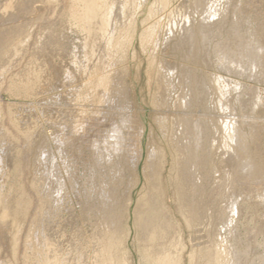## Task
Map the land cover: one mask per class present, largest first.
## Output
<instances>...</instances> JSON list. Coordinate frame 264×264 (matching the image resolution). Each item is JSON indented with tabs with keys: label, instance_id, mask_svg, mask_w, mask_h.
Returning a JSON list of instances; mask_svg holds the SVG:
<instances>
[{
	"label": "rangeland",
	"instance_id": "obj_1",
	"mask_svg": "<svg viewBox=\"0 0 264 264\" xmlns=\"http://www.w3.org/2000/svg\"><path fill=\"white\" fill-rule=\"evenodd\" d=\"M72 1L31 0V4L30 0H0V39L3 37L7 41V46L0 51V131H3V135L0 133V264H43L41 233L31 225L23 195L35 192L36 169L50 154L56 157L58 164L64 162L74 176L66 181L64 199L59 204L63 209L58 211L47 230L50 242L57 249L55 264H67L63 260L68 256L73 264H77L81 255L87 264H113L110 242L106 238L109 233L105 214L109 207L115 206L124 211L114 253L120 264H228L229 258L217 248L218 243L239 252H249L250 262L264 264V233L253 231L257 217L263 216L262 207L246 202L243 210L231 215L228 228L219 217L228 206L229 188L225 180L231 173L224 166L228 155L223 145L226 134L221 126L224 116L235 118L234 130L245 137L238 148L233 146L232 153L240 163L250 159L260 172L248 188L257 194L264 192V130L254 140L251 127L241 123L243 118L251 117L264 126V104L253 110H243L240 102L241 98L247 97L246 89L251 86H257L263 94L264 83L249 80L242 73L223 71L219 64L221 57L214 50L218 43L226 41L229 31L237 28L241 33L247 31L248 22L264 42V0H147L142 9L140 0H128L130 4L126 16H121L117 44L113 49L101 39L96 20L89 15H83L85 19L82 16L83 20H79L83 12ZM7 3H13L17 8L5 10ZM210 6L216 11L210 22L212 32L207 44L204 46L196 40L189 53L183 48L174 50L172 45L178 40L184 17L192 15L195 19L192 28L196 31ZM103 12L101 10L100 14ZM135 16L131 26L130 21ZM237 22H241V26ZM85 35L88 60H82L81 43ZM164 43H167L166 48ZM201 55H206L208 65L202 62ZM67 62L76 66L70 70L71 82L62 88L56 87V81H63V74L68 70L56 78L51 69ZM84 63L91 72L103 64L110 66L108 71L112 80L107 93L95 90L87 83V76L78 70ZM168 66L173 73H168ZM198 77L206 82L209 92L206 101L199 100L195 91L194 97L188 95V88L193 87ZM218 79L226 84L224 96ZM59 94H63L67 103L58 99ZM186 95L190 98L188 107L185 106ZM221 103L227 106L225 113L220 109ZM56 106L60 110L53 116L49 109ZM108 106L112 107L109 116L113 115L118 124L120 118L130 113L131 117L136 116L141 127V153L135 168L129 156L94 152L74 135L73 126H77L79 116L91 118L100 107L106 109ZM184 116L194 119L193 122L202 119L209 130L207 141L211 149L207 150L206 161L196 172L200 178L197 189L183 186L181 182L184 173L193 171L188 169L183 156L184 130L180 120ZM23 127L27 131L22 130ZM14 134L20 135L19 138L11 137ZM57 146L62 148L64 155L56 150ZM153 150L160 159L155 178L147 169ZM6 154L10 155L11 165L5 164ZM95 156L104 159L103 169L109 179V182L103 181L108 205L104 207L96 202V207L84 211L81 209L83 204H78L74 194L81 192L82 196L94 186L88 183V170L96 167ZM98 180L96 177L95 183ZM211 191L216 195L212 202L209 200ZM155 192L158 194L157 202L154 200L152 206L153 221L163 219L170 228L161 241L144 239L136 220L138 209L148 204L151 208ZM194 202L200 207L197 222L189 220ZM237 202L240 203V198ZM66 208L76 221L81 222L80 234L72 244L66 237L69 229L64 226L68 218ZM207 248L210 252L214 250L209 257L206 256ZM159 254L162 255L160 260L157 259Z\"/></svg>",
	"mask_w": 264,
	"mask_h": 264
},
{
	"label": "bare ground",
	"instance_id": "obj_2",
	"mask_svg": "<svg viewBox=\"0 0 264 264\" xmlns=\"http://www.w3.org/2000/svg\"><path fill=\"white\" fill-rule=\"evenodd\" d=\"M74 1L79 6L80 10H82L81 12H83L80 15V17H78L80 18L79 20H83L82 19L83 15H89L93 18V20H96V25L98 26L97 29L100 30L101 32V39L105 42V44L108 47L111 46V48L113 49L117 44L116 35H117L118 29L120 28L119 25L121 23V16H126L125 14H126V11L128 10L127 6H129L130 1L128 0H109V1L108 0H90V1L74 0ZM146 2L147 0H140L139 5L141 9H142V4L145 5ZM30 3H31V0H30ZM14 7L17 8V6L13 3L5 4V10L14 9ZM101 10L104 11L103 14H100ZM215 11H214V8L211 6L207 9L205 13V17L202 19L200 24H198L196 31L192 28L194 26L195 19L191 17L192 15L185 16L183 25L180 28V31L178 32V36H177L178 40L176 41L174 45H172L173 49L180 50L181 48H183L185 49V52L189 53L192 51V47L196 40L198 42H203L205 46L208 42V37L211 35V32H212V24L210 22L212 18L215 16ZM0 13L2 12L0 11ZM29 15L30 14H28V16ZM77 16H78V13H77ZM99 16L102 17L101 20L99 19ZM136 16L133 20L130 21L131 26L134 24ZM76 21L78 22V20ZM237 23H239V25L241 24V22H237ZM91 24H92V21H91ZM247 25H248V29L244 33H241V30L238 31L239 28L237 27H236L237 29L235 30L233 29L229 31L226 36L227 37L226 41L218 43L214 47V50L216 54H219L221 57L219 64H220V68L223 71H228V72L234 71V73L236 74L242 73L245 76H247L249 80H253L254 82L258 84L259 83L262 84L264 83V42L261 40L260 33L258 35L257 30L254 29L251 23L248 22ZM14 31L16 30L14 29ZM152 32L153 30H151V36H153ZM131 35H132V32H131ZM86 37L87 36L85 35L81 43V48L84 51V54H83L84 56L82 60H88L87 59L88 58L87 57L88 42L86 43L85 41ZM6 46H7V41L3 39L2 37L0 39V51ZM163 47L166 48L167 43H164ZM94 49H95V46H94ZM94 49H93V53H94ZM201 60L203 63H205V65H208L209 61H207L206 55H203V56L201 55ZM47 63H50V62H47ZM70 63L67 62V63L61 64V67H57V68L53 67V69H51L52 70L51 72L56 78L59 77L61 74H63L65 69L68 70L67 74L66 73L63 74L65 76L63 81H60L57 79H56L57 81L55 80L56 87L62 88L66 86V84L71 82L70 70L72 67H76V66L74 65V63L70 65ZM86 64L84 63L82 66L80 65L81 67L80 69L78 68V70L84 73V76H87L88 78L87 83L89 85H92L91 87L93 89L102 90L104 94L107 93L109 91L111 80H112L109 74L110 70L108 71V68H110V66L108 64H103L102 66H98L96 70H92L91 72V68H89ZM167 68H168L167 71L169 74L173 73L171 71L172 68L170 66H168ZM185 76L187 78L190 77L188 76V74H186ZM217 84L219 86L221 94L224 96V94L227 93L226 84L221 79L217 80ZM194 91L198 94L199 100L206 101L209 92H208L206 82L204 81L202 77H198L195 80L193 87L190 86L188 88L189 97L190 96L194 97V95L196 94ZM245 94H247L246 95L247 97L243 99L241 98L240 100L241 108L243 110L247 108L253 110L258 105L264 104V93L262 94L261 91L257 88V86L249 87L248 89H246ZM58 99L66 101L63 94L62 95L59 94ZM189 99L190 98H188V100L185 102V106L187 105V107L188 105H190ZM52 101H55V100H52ZM47 106H50V105H47ZM60 106L61 105L58 104V107ZM58 107L57 106L51 107V109H49L53 116L58 114V110H60V108L58 109ZM27 108H29V106ZM113 108L115 112V107ZM111 109L112 107H109V106L106 109L103 107H100L98 110L99 112L96 115L94 114L95 116L91 118H86V116H83V115L79 116L76 121L77 126L76 125H75L76 127L73 126V128L75 129L73 131L74 135L76 136L77 140H81V142L85 144L86 148H90L94 152L99 153L101 151H106V152H109V155L112 154L113 156H116V157L121 156L120 153L122 155L129 156L130 160L133 162V167L135 168L136 163L138 162L140 153H141V146H140L141 127L139 126L137 118H135L136 116L133 118L129 115L130 113L120 118V123L118 124V122H115L114 120L115 118H113V115L109 116L111 114L110 112ZM117 109H119V107ZM220 109L222 113H225V111H227V106L224 103H221ZM124 110L126 111L127 109H124ZM39 111L41 113V110ZM47 111L48 109L43 112L47 113ZM103 112H105V114H103ZM61 114L62 113H60L59 115ZM193 120H190L189 116H184L180 120V123L182 124V130H184L182 133V144L184 143L183 144V149H184L183 156L185 157L187 161V167H189L188 169L191 171L193 170L192 172H186L187 174L184 173L181 177V182L183 186H186V187L191 186L197 189L198 188L197 184L200 178H199V174L196 175V172H198V167L205 163L206 161L205 155L207 154V150L211 149V144L207 141L208 139L207 135L209 134V130L205 127L204 121L199 118H197V120H195L194 122ZM234 121H235V118L230 117V116H227V117L224 116V118H222V121H221V126H223V130L225 131V134H226V138L223 142V145H224V149L227 151V154H228L226 159L224 160V166L226 168H229L231 170V173L229 174V176H227L225 180V182L228 184L227 187L229 188L228 189L229 190L228 191V198H229L228 206L224 208V210L221 211V214L219 217L222 220L221 223L223 224V226L225 228H228L230 224L231 215L238 212L239 209L243 210L244 208L243 206L244 204H246V202H252L256 206L262 207V211H263V216L260 219L259 217H257L258 222L254 228L255 230L253 231H255L256 234L264 233V192H262V194L260 193L257 194V193H254L253 190L248 188L249 183H253L257 180L260 172L255 167V165L251 162L250 159H246L243 163H240L238 159H236V154L234 152L232 153L233 146L235 145V147L238 148L240 146L239 143L245 138L244 135H241L239 131L234 130L233 128ZM241 123L242 125L248 124L249 127H251L252 137L254 140H257V138L260 136V134L264 130V126L261 124V122L251 117L243 118L241 120ZM24 127H26L25 124H24ZM21 128L22 127H20V129ZM22 130H25V128ZM0 133H2L3 135V131H0ZM19 136L20 135L18 134H16V136L14 134V136H11V137L19 138ZM62 138H65V137H62ZM55 141H56V144L57 143L59 144V142H57L58 140H55ZM60 141H61V138H60ZM62 143L64 144V142ZM56 150L60 152L61 155H64V153L62 152V148L60 146H57ZM5 156H6L5 164L11 165L10 155L6 154ZM1 157H0V160H1ZM55 158L51 154L47 155L44 158L45 160L43 161V165L40 164L41 166H39L36 169V177H35L34 185H33V189L35 190V192H32V193L28 192L23 195L24 206L27 208L26 213L28 212V215L31 219V225L34 226L35 230H39L41 233V239H42L41 244L44 250L43 251L44 252L43 264H55L56 263L57 255H58L57 249L53 245V243L50 242V236L47 230L51 224V221L57 215L58 211L63 209V207H59V204H61L64 199L66 181H69L70 179L74 177L72 171L67 170L68 167H66L65 163L63 162V163L58 164V160L56 159L57 160L56 161ZM95 158H96L95 159L96 167L91 168V170H88V177H89L88 183H93L92 185H94L93 186L94 188L92 187V189H89V191L82 194V196H81V192H79L78 194L77 193L74 194V197L77 200L78 204H80V206L83 204L81 206V209L82 210L84 209V211L85 210L90 211L95 206L94 203L96 202L100 203L104 207H106V204H107L106 199H105L106 192H107L105 189L106 183L103 181L106 180V182H109V179L105 175V170L103 169L104 159L99 156L98 157L95 156ZM108 160L110 161L111 159H108ZM148 161L149 162L147 164V169L149 173L153 175L152 177L155 178L157 177L156 175L159 172L160 159L154 150L151 152V157L148 158ZM96 177L97 179L99 177L98 183H95ZM198 193L199 191H197V194ZM157 194L158 192L154 193L153 201L151 203V208L149 207V204H148L144 208L138 209L136 211V220L138 222V226L139 228L142 229V232H143L142 237L146 240L150 239L153 241H161L162 239L166 238V236L170 232L169 226L165 223V221L162 218L159 217V220L162 219L161 221H157V222L153 221V217L151 214L153 211L152 206H153L154 200L155 202H157L156 201L157 199L155 198ZM215 197H216L215 192L211 191V193H209V200L212 202V200ZM238 198H240V203L237 202ZM185 200L187 201L186 198ZM117 208H118L117 206L111 207V208L109 207L107 213L105 214V220L106 222H108L107 234L109 233L106 236V238L108 237V241L110 242L109 253L113 255V259H114L113 264H120L119 260H117L116 257L114 256V253L116 251L117 242L119 241V233H120L119 226L123 219V213H124L123 209H117ZM66 211H67L68 218L65 219L66 221L64 222V226L68 227L69 229L68 232H66V237H67V240H69V242H71L72 244L73 241H76L75 238L77 237V235L80 234L78 233V231H79V228H81V222L76 221L75 217L70 215V209L66 208ZM199 215H200L199 204L196 205L194 202L192 205V208H190V211H189V218H190L189 220L191 222H197L200 219ZM217 248L220 249V251L224 255L228 256L229 258L227 261L228 264H254L253 262H250L251 256L249 252H239L238 249H235L234 247H229V248L224 247L221 243H218ZM156 252L158 254V250ZM211 252L214 253V250H212ZM211 252H210V249L207 248L206 256L209 257ZM160 254L157 256L158 260L161 259L160 257L162 255ZM63 261L67 264H73L72 259L69 256L67 257V259ZM86 262L87 261H86V258H84V255H81L80 261H78L77 264H87Z\"/></svg>",
	"mask_w": 264,
	"mask_h": 264
}]
</instances>
